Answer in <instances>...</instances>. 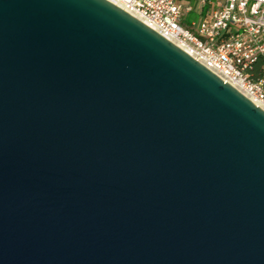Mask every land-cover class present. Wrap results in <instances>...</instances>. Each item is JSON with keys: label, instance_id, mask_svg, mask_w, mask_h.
<instances>
[{"label": "water", "instance_id": "water-1", "mask_svg": "<svg viewBox=\"0 0 264 264\" xmlns=\"http://www.w3.org/2000/svg\"><path fill=\"white\" fill-rule=\"evenodd\" d=\"M0 264H264V111L109 0H0Z\"/></svg>", "mask_w": 264, "mask_h": 264}, {"label": "built area", "instance_id": "built-area-1", "mask_svg": "<svg viewBox=\"0 0 264 264\" xmlns=\"http://www.w3.org/2000/svg\"><path fill=\"white\" fill-rule=\"evenodd\" d=\"M264 111V0H109ZM191 12L197 20L186 23ZM262 59L260 74L250 75Z\"/></svg>", "mask_w": 264, "mask_h": 264}, {"label": "trees", "instance_id": "trees-1", "mask_svg": "<svg viewBox=\"0 0 264 264\" xmlns=\"http://www.w3.org/2000/svg\"><path fill=\"white\" fill-rule=\"evenodd\" d=\"M261 63H262V59H259L256 62V64L254 65L253 69L249 71L250 72V75L252 77H256L258 74H260V71H261L260 70V65H261Z\"/></svg>", "mask_w": 264, "mask_h": 264}, {"label": "rangeland", "instance_id": "rangeland-1", "mask_svg": "<svg viewBox=\"0 0 264 264\" xmlns=\"http://www.w3.org/2000/svg\"><path fill=\"white\" fill-rule=\"evenodd\" d=\"M197 19H198V15H196L194 12H191L187 16L186 23H190L192 20H197Z\"/></svg>", "mask_w": 264, "mask_h": 264}]
</instances>
